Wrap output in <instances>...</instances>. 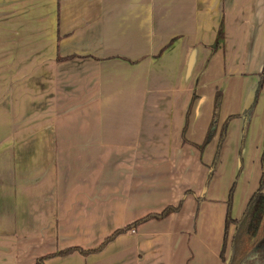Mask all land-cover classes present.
<instances>
[{"label": "crops", "instance_id": "crops-1", "mask_svg": "<svg viewBox=\"0 0 264 264\" xmlns=\"http://www.w3.org/2000/svg\"><path fill=\"white\" fill-rule=\"evenodd\" d=\"M263 152L264 0H0V264H228Z\"/></svg>", "mask_w": 264, "mask_h": 264}, {"label": "trees", "instance_id": "trees-1", "mask_svg": "<svg viewBox=\"0 0 264 264\" xmlns=\"http://www.w3.org/2000/svg\"><path fill=\"white\" fill-rule=\"evenodd\" d=\"M223 40V30L222 27L220 26L216 35V39L214 41V44L211 46L212 50H216L220 44L222 43ZM262 87V80L260 79L254 92L250 96L246 109L242 112V114L239 117H242L244 119V126H243V134L245 133V130L248 126V122L250 119V116L252 114V110L254 108V105L256 103V99L258 96V93L260 92ZM220 100L221 96L218 93L215 95L214 99V109H213V120L212 124L210 125V128L206 134V137L203 141V143L198 146L197 148L202 151L204 147L209 143L211 137H212V132H213V124L215 123V119L218 114V110L220 107ZM233 117H230L231 119ZM227 119V120H229ZM227 120L224 122L221 131H220V137L218 141V148L216 150V158L219 153V148L221 147L222 141L224 139V134H225V128L227 124ZM264 164V152L262 155V165ZM241 158H240V163H239V172L241 171ZM213 172V167L210 168V172L208 174L207 178V184L211 178ZM264 186V171L261 175L260 181H259V186L256 192L253 193L251 198L249 199L247 206L245 208V211L239 221L233 220L230 216V207H231V198H232V190L229 193V198L227 201V209H226V216H225V228H224V240H223V246L222 250L220 253L221 259H223V254L226 246V239H227V232L228 228L230 225L235 227V232L232 240V247H231V256L228 264H264V248H259V246H263L264 243V193L262 191ZM179 209L178 207H168L164 209L161 213L159 214H151L147 215L144 218L134 222L131 225H128L124 227L123 229H119L114 231L109 237L104 239V241L100 244V246L94 250L90 251H83L81 249H67L55 254L47 255L45 257H42L36 261V264H44L45 260H48L53 257H63L67 256L68 254H71L73 252H78L79 254L83 256H87L90 254H95L100 252L108 243H110L114 238H116L118 235L126 232L127 230H130L133 227H136L140 225L141 223H144L148 220H153V219H162L166 217L167 215L176 212ZM264 247V246H263ZM247 248V249H246Z\"/></svg>", "mask_w": 264, "mask_h": 264}, {"label": "rangeland", "instance_id": "rangeland-1", "mask_svg": "<svg viewBox=\"0 0 264 264\" xmlns=\"http://www.w3.org/2000/svg\"><path fill=\"white\" fill-rule=\"evenodd\" d=\"M263 229H264V228L262 227L261 230H263ZM263 231H264V230H263ZM263 241H264V240H263ZM263 246H264V243H263ZM263 246H259V248H261V247L264 248ZM262 248H261V249H262ZM246 249H247V248H246Z\"/></svg>", "mask_w": 264, "mask_h": 264}]
</instances>
